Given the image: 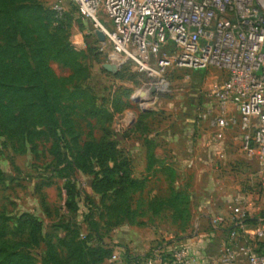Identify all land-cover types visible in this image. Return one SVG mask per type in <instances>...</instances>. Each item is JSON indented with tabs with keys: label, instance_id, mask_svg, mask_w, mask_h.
<instances>
[{
	"label": "rangeland",
	"instance_id": "rangeland-1",
	"mask_svg": "<svg viewBox=\"0 0 264 264\" xmlns=\"http://www.w3.org/2000/svg\"><path fill=\"white\" fill-rule=\"evenodd\" d=\"M33 2L50 21L48 31L57 37L54 49L59 57L50 58L49 65L55 77L64 80L58 85L63 89L64 106L60 123L69 149L62 142L60 157L53 160L51 143L45 139L26 145L24 150H16L12 143L0 144V229L10 244L21 245L18 251L34 264H44V260L55 264L46 257L50 241L59 264H66L65 248L57 241L66 237V228L86 235L88 223L93 222L98 226L96 234L120 256L124 248L138 249L136 243L148 236L157 239L141 252L142 257L148 259L150 249L172 246L163 258V263L169 264L179 240L196 229L193 224L200 214L196 203L212 185L220 186L219 176L224 185L232 187L238 180L249 181L248 173L263 172L254 183L260 194L263 165L241 148L250 131L240 124L219 130L211 125V118L202 119L210 105L211 78L220 76L216 70L170 64L148 73L129 62L119 66L106 45L100 50L93 23L81 18L69 0ZM167 49L162 56L170 58L173 47ZM231 117L237 114L233 112ZM101 139L115 145L117 164L125 161L130 178L143 183L141 192L130 197L131 210L123 205L120 212L107 210L114 196L103 197L94 186L92 190L91 182L104 178L105 169L114 166L82 152L84 143ZM150 151L158 163L148 168ZM71 154L81 157L77 161ZM67 162H71V170ZM66 174L76 204L74 213L66 208ZM171 190L184 197L179 210L147 209L149 202L168 198ZM24 216L40 224L36 243L17 232L18 221ZM88 244L93 246V236Z\"/></svg>",
	"mask_w": 264,
	"mask_h": 264
},
{
	"label": "built area",
	"instance_id": "built-area-1",
	"mask_svg": "<svg viewBox=\"0 0 264 264\" xmlns=\"http://www.w3.org/2000/svg\"><path fill=\"white\" fill-rule=\"evenodd\" d=\"M77 14L93 23L104 37L114 62H127L148 73L170 64L180 68H212L209 107L202 119L211 118L219 130L240 124L250 131L242 150L264 166V0H69ZM173 47L174 54L162 52ZM237 114L236 118L231 113ZM238 213L237 208L232 209ZM222 222L216 217L214 225ZM263 235V229L257 230ZM221 253L223 264H235L238 234ZM83 237V236H82ZM186 245L171 252L169 264H187ZM246 264H264V254L245 252ZM108 264H126L112 254Z\"/></svg>",
	"mask_w": 264,
	"mask_h": 264
},
{
	"label": "trees",
	"instance_id": "trees-1",
	"mask_svg": "<svg viewBox=\"0 0 264 264\" xmlns=\"http://www.w3.org/2000/svg\"><path fill=\"white\" fill-rule=\"evenodd\" d=\"M42 12L39 4L33 0H0V144L12 143L17 147L16 150H24L26 145L45 139L51 143L49 153L55 160L60 157L59 145L66 142L60 123L64 110L61 97L63 89L58 86L64 80L56 78L49 65L50 58L59 57L58 50L54 49L57 37L48 31L50 21L44 18ZM64 147L69 149L67 143ZM82 152L93 156V159L97 157L114 164L105 169L104 178L95 180L94 184L91 182L92 190L94 186L97 194L103 197L114 196L113 204L106 209L120 212L123 209L120 206L123 205L127 211L131 210L130 197L141 192L143 183L130 178L125 161L117 164L119 151L115 145L101 139L84 143ZM73 156L77 161L81 157L71 154ZM146 157L148 168L158 163L152 151ZM71 162L66 165L70 170ZM64 178L66 208L74 213L76 204L69 189L70 180H67V174ZM2 180L0 169V182ZM183 199L181 194L171 190L168 198L149 202L147 209L152 212L163 208L177 211L185 204ZM250 222L244 220V224ZM16 227L17 232L25 233L32 242H37L36 235L40 231L37 219L24 216ZM97 227L96 223L89 222L87 234L83 237L78 229L66 228V237L57 241L65 248L66 264H102L110 258L112 250L96 234ZM92 236L93 246L88 244ZM20 246L10 244L0 229V264H34L27 254L18 251ZM47 248L46 257L59 264L54 245L50 241L47 242ZM143 258L129 255L127 251L124 253L127 264H142ZM43 262L47 264L46 260Z\"/></svg>",
	"mask_w": 264,
	"mask_h": 264
},
{
	"label": "crops",
	"instance_id": "crops-1",
	"mask_svg": "<svg viewBox=\"0 0 264 264\" xmlns=\"http://www.w3.org/2000/svg\"><path fill=\"white\" fill-rule=\"evenodd\" d=\"M223 147H225L224 144ZM154 157L156 159L155 155ZM262 173H248L246 179L249 181L242 183V180H238L232 187L224 185L223 179L219 176L217 183H221L220 186L217 188L212 185L207 189L200 202L196 203L195 210L200 214L193 224L196 227L194 233L183 235L177 243L179 246L186 245L188 248L187 264H223L221 253L231 245L229 234L232 231L238 234L235 264H246L245 252L264 254V188L260 194H257L254 188L255 181L262 177ZM234 208H237L239 212L234 213L232 211ZM216 217L222 220L218 225L212 223ZM245 219L252 222L244 224ZM259 229H263L262 236L257 235ZM148 237L136 243L135 247L138 249L124 248L121 257L124 259L126 251L129 255L142 257L141 252L146 251L149 243L157 239ZM171 247L162 245L157 249H150V255H147L149 258L144 257L142 264H153L154 261L164 264V255L166 251L173 249ZM112 254L117 253L112 251ZM102 264H108V260Z\"/></svg>",
	"mask_w": 264,
	"mask_h": 264
},
{
	"label": "water",
	"instance_id": "water-1",
	"mask_svg": "<svg viewBox=\"0 0 264 264\" xmlns=\"http://www.w3.org/2000/svg\"><path fill=\"white\" fill-rule=\"evenodd\" d=\"M94 34H95V36L97 37V39H98V41L99 42H103L104 41V37H103V35H102V33L100 32V31H95L94 32ZM154 91V89L152 88L151 89V93Z\"/></svg>",
	"mask_w": 264,
	"mask_h": 264
},
{
	"label": "bare ground",
	"instance_id": "bare-ground-1",
	"mask_svg": "<svg viewBox=\"0 0 264 264\" xmlns=\"http://www.w3.org/2000/svg\"><path fill=\"white\" fill-rule=\"evenodd\" d=\"M142 96H143V94H142Z\"/></svg>",
	"mask_w": 264,
	"mask_h": 264
}]
</instances>
